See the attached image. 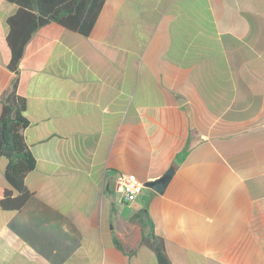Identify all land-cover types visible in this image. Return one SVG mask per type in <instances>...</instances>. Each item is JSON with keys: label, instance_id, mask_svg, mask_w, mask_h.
Masks as SVG:
<instances>
[{"label": "crops", "instance_id": "obj_1", "mask_svg": "<svg viewBox=\"0 0 264 264\" xmlns=\"http://www.w3.org/2000/svg\"><path fill=\"white\" fill-rule=\"evenodd\" d=\"M17 10L0 0V114L17 82L36 165L32 199L0 207V264H159L142 207L172 264H264V0H106L88 36L41 27L14 73ZM175 161L163 194L123 200L119 171Z\"/></svg>", "mask_w": 264, "mask_h": 264}, {"label": "trees", "instance_id": "obj_2", "mask_svg": "<svg viewBox=\"0 0 264 264\" xmlns=\"http://www.w3.org/2000/svg\"><path fill=\"white\" fill-rule=\"evenodd\" d=\"M18 5V10L8 20L7 42L10 50L8 68L14 73L19 71V63L31 37L41 27L56 22L59 25L88 36L101 13L106 0H5ZM17 82L7 96L0 114V159L8 163L4 175L10 188L5 189L0 199L4 210L22 209L33 197L26 185V176L36 165L35 157L25 140L23 129L29 124L26 116L27 103L17 91ZM131 222L140 225V245L151 249L159 264H172L164 239L156 233L155 224L146 207L132 214ZM115 244L124 249L117 238Z\"/></svg>", "mask_w": 264, "mask_h": 264}, {"label": "built area", "instance_id": "obj_3", "mask_svg": "<svg viewBox=\"0 0 264 264\" xmlns=\"http://www.w3.org/2000/svg\"><path fill=\"white\" fill-rule=\"evenodd\" d=\"M116 185L121 191L122 198L126 202H132L137 199L143 183L134 174L125 171H119L116 178Z\"/></svg>", "mask_w": 264, "mask_h": 264}, {"label": "water", "instance_id": "obj_4", "mask_svg": "<svg viewBox=\"0 0 264 264\" xmlns=\"http://www.w3.org/2000/svg\"><path fill=\"white\" fill-rule=\"evenodd\" d=\"M179 168V163L177 161L173 162L171 166L158 178L153 180H148L143 183V186L152 188L157 193L163 194L173 179Z\"/></svg>", "mask_w": 264, "mask_h": 264}]
</instances>
